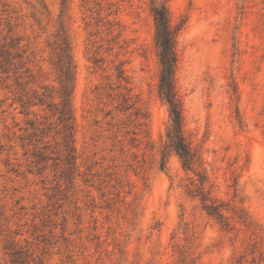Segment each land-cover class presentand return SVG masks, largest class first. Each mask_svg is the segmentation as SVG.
<instances>
[{
	"label": "rangeland",
	"instance_id": "374dc122",
	"mask_svg": "<svg viewBox=\"0 0 264 264\" xmlns=\"http://www.w3.org/2000/svg\"><path fill=\"white\" fill-rule=\"evenodd\" d=\"M161 5L203 184L168 147ZM0 264H264V0H0Z\"/></svg>",
	"mask_w": 264,
	"mask_h": 264
},
{
	"label": "trees",
	"instance_id": "16d2710c",
	"mask_svg": "<svg viewBox=\"0 0 264 264\" xmlns=\"http://www.w3.org/2000/svg\"><path fill=\"white\" fill-rule=\"evenodd\" d=\"M155 24V43L158 48L160 63L159 94L169 108L170 128L167 133L168 147L173 151L182 163L184 170L192 172L198 177L201 184L204 176L201 162L196 152L192 151L185 143L182 136V117L178 100L176 99L174 87V72L176 67L175 37L176 30L171 27L170 17L165 5L152 8ZM61 99L58 110L59 120L65 130H70L69 90H71L70 67L60 68ZM202 201L204 198H202ZM209 216L222 218L218 208L214 205L205 206Z\"/></svg>",
	"mask_w": 264,
	"mask_h": 264
}]
</instances>
